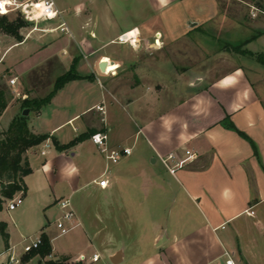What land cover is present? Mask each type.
Returning a JSON list of instances; mask_svg holds the SVG:
<instances>
[{
	"label": "crops",
	"instance_id": "1",
	"mask_svg": "<svg viewBox=\"0 0 264 264\" xmlns=\"http://www.w3.org/2000/svg\"><path fill=\"white\" fill-rule=\"evenodd\" d=\"M253 1L147 0L152 15L139 24L117 27L113 32L117 36L106 43H101L99 33L110 31L107 21L106 27L99 30L101 19L94 17L86 6H76L66 43L75 42L83 57L70 55L66 46L59 49L69 54L64 61L65 71L75 65L80 78L67 82L58 92L72 83L87 82L89 93L101 92L103 100L85 104L63 123L79 121L74 128L81 131L79 135L75 132L69 141H61L52 134L55 128L47 133V140L25 154L31 172L24 177V204L16 213L27 217L26 234L16 239L10 223L0 219V229L4 224L7 234L5 237L0 231V258L7 253L17 258L16 251L22 243L26 245L24 239L35 235H45L52 251L46 257L36 255L23 261L25 252L20 249L21 260L6 264H45L46 260L63 258L84 264H113L111 257L119 252L117 264H225L228 259L235 264H264V65L248 54L222 50L207 61L218 60L225 65L198 69L187 85L173 93L170 86L157 82L171 77L168 59L157 62L149 56L137 57L129 44L126 52L133 57L124 56L125 52L120 50L115 55L102 53L108 43L116 42L122 33L133 29L148 46L152 35L156 37L159 32L161 39L165 37L160 41L166 46L167 34L178 30L173 23L179 21L183 8L192 12L190 26L217 24V32L226 33L218 38L225 39L229 46L264 53V7L253 10V6L259 7ZM104 6L110 8L109 0H104ZM249 28L258 30V34L247 37L245 29ZM235 30L241 31L242 36L227 35ZM258 40H262L263 49H250ZM153 41L151 45L155 46ZM240 41L243 43L237 44ZM58 46L59 42L54 43L52 50ZM104 57L115 63L107 73L100 69ZM118 73L131 74L128 77L137 83L130 90L117 89ZM12 87L17 90V84ZM16 96V101L10 102L4 111L13 109V119L23 112L24 98L36 97L34 91L23 95L19 92ZM109 98L131 113L134 129L127 136L121 135L123 138L114 136L110 113L115 104L111 99L109 103ZM30 111L31 130L43 134L31 124L34 111ZM92 130L106 132L111 147H132V151L143 138L151 153L152 167L147 169L148 173L144 165L128 161L111 174V164L105 158L102 173L82 183L83 175L102 165L103 153L89 136L65 150H51L50 138L64 145ZM131 137L133 146L124 144ZM187 150L194 157L187 155ZM38 153L45 157L41 164L34 158ZM171 154L182 163L174 172L162 162ZM141 175L146 177L144 183H140ZM101 177L108 178V187L101 188L96 183ZM83 190L98 194L99 200L91 203L82 199L83 218L75 210L76 226L62 234L57 226L62 213L59 202L70 198L74 205L73 197ZM11 199L4 201L0 217ZM54 207L60 209L56 218L49 216ZM89 207L98 208L99 215L86 216ZM43 208L48 213L38 216ZM15 219L16 215L11 216L14 224ZM134 223L138 224L137 231L125 226ZM80 225L82 229L77 231ZM70 233L65 244H55ZM95 253L101 256L98 261L92 260Z\"/></svg>",
	"mask_w": 264,
	"mask_h": 264
},
{
	"label": "rangeland",
	"instance_id": "2",
	"mask_svg": "<svg viewBox=\"0 0 264 264\" xmlns=\"http://www.w3.org/2000/svg\"><path fill=\"white\" fill-rule=\"evenodd\" d=\"M55 2L57 7L63 10V16L51 21H38L36 23L27 21V25L22 28L21 31L24 36V40H26L25 44L18 43L11 36H8L2 32L0 33V89L5 91V95L9 103H14L16 101V94L19 92L23 95L27 91H34V96H36L35 98L45 97L55 88V82L57 78L66 72L64 62L66 59L65 57H67L69 54H80L77 56V58L83 57V54L80 53V50L78 49L75 42H71L70 44L68 43L67 45V35L69 34H65L60 30L52 32L50 30L60 24L62 20H65L69 26L70 20L73 18L76 12L77 5L86 6V8H88L90 11H93V14H95L94 17H96L98 20L101 19V22L98 23L99 30L106 27V21L107 24H109L107 27H109L110 31H102L99 33L102 38L101 43L109 42L111 39L115 38L118 33L113 32L117 27H121L123 24H139L143 19H146L148 16L152 15L147 0H109V9L105 8L104 0H55ZM253 2L259 6H253L252 9L255 11H259V8L264 7V0H254ZM182 11V16L180 17L179 21L173 23L175 27L174 29H178L177 31L179 32L175 31L167 34L168 37L166 38L168 39V42L166 43V46L163 41L161 43L160 40L155 42L156 47L151 45V41L154 40L155 37L153 34L151 37L150 46H148L149 44H147V42L141 39L140 43L138 44L139 46L133 49V54L137 55V57H142L143 59L149 56L151 59H155L157 62H162L165 58L166 60L168 59V61H170V79H166V81H163V79L157 80V82L170 86L173 93H177L178 90H181L185 85H187L192 80L194 74L199 71L198 69L204 68L205 70L207 68L208 70L209 68L219 67L221 64L225 65V63L218 62V60H215V62H211L210 60L207 61V59L210 57L217 55L222 50H231L237 53V51L233 50L232 47L229 46V43L225 42V39L222 40L221 38H218L219 36L226 35V33L217 32L216 29L219 28L217 24L209 23L202 24L200 26H190L189 24L194 19L191 10L189 8H183ZM20 15L24 18L23 14L18 11L12 12L8 16L10 19H15ZM156 24L158 26L160 23ZM224 29H228L227 26H225ZM133 31L138 34L136 29H133ZM245 31L247 37H253L258 34V30L251 28L245 29ZM227 35L242 36V33L241 31L236 32L235 30L227 32ZM159 36L160 34H158V37ZM115 41L116 42H110L105 47H103L102 53L110 52L115 55V53L120 50L125 52L124 56L133 57V54L126 52L128 48L127 44L118 43V37ZM56 42H59V46L56 48V50H52V46H54V43ZM241 42L243 43V41H240L237 42V44H241ZM156 43H158L160 46H158ZM233 44L235 45V43ZM94 45L96 44L94 43ZM62 46H66L68 48L69 54L65 53L64 50L59 49ZM262 46V40H258V42L254 43L250 49L254 51L261 50L263 49ZM241 48L243 49L242 46ZM256 52L261 53V51ZM251 58L255 59L254 57ZM115 68H118V66H115ZM118 76L119 77L115 80V83L118 87L117 89L122 88L123 90H130V86H133L137 83L136 79L128 77L131 76V74H124L123 76L121 73H118ZM11 78H17L16 91H14V88L10 86L9 80ZM103 79L104 78H102V83H104ZM86 83L87 82L79 81L68 85L64 91H57L50 104L44 106L41 109L39 115H37L36 111L32 112L31 124L34 126L36 131L43 134H49V132L56 128V131H54L52 134L58 137L61 141H69L71 138H73L75 132H77V135H79L81 131L74 130L75 126H79V121L69 125L63 123L73 114L80 112L85 104H89L93 100H103V95L101 92L97 94L95 91V93L90 94ZM95 83L96 89L100 91V86L97 83V80H95ZM108 97L110 96L108 95ZM110 99L113 101L112 98H109V103L111 102ZM113 103L115 106L113 111L110 113V122L115 126L113 131L114 136H127V134L132 132L134 129L130 118L131 113H129V110L120 108V106L116 104L115 101H113ZM12 119L13 109H8L0 117V137L2 130L9 128ZM59 125L61 126L58 127ZM120 126L122 127L120 128ZM95 133L97 132L92 130L87 134V136L91 138V136ZM50 139L51 150H56V146L52 140V137ZM124 144L133 146V138L131 137L128 141L124 142ZM150 154L151 153L148 148L144 146L143 138H140L139 141H137V143L133 146L132 155L123 158L118 164L110 163L111 174H114L116 168L128 161L139 163L142 167L144 165L146 172L148 173L147 169L152 167L149 163ZM102 156L100 155V157L103 159L100 160L103 161L102 165L92 169L91 171H88L85 175H83L82 183L88 182L102 173V166L105 164V157L103 154ZM34 158L40 164L45 159V157L40 153H38ZM158 165L160 166V162ZM82 166L83 165L81 164V167ZM139 179L140 183H144L143 181H145L146 177L141 175ZM20 193L21 192H17L13 197ZM82 199H86L91 203H97L99 200V195L91 194L89 191L84 193L83 190L76 193V195L73 197V206L78 214H80V216L82 215L83 218L84 209L82 207L83 204L81 203ZM8 203L9 200L4 206V211L1 214L0 219L10 223L13 237L20 239L22 233L26 234L25 224L28 223V221L25 214L18 216L16 211L23 206L24 198L23 203L14 210L7 209ZM46 210L47 209L43 208L38 216L44 217V214L48 213ZM86 210H88L86 216L94 217L99 215V209L96 207H89ZM13 215H16V224L11 221V216L13 218ZM59 215L60 209L58 207L52 208L49 212V216H53V218H56ZM22 223L24 228L21 226ZM82 226L80 225L76 230H81ZM125 226L128 229H133L134 231L138 230L137 223L132 225L126 224ZM69 235H71V233L55 241V244H65ZM37 237L39 236L35 235L31 239H36ZM27 243H30V240ZM24 246L25 244L22 243L20 248L22 252ZM20 249L16 251V256L19 260H21V254L19 253ZM10 256L11 254H4L0 258V262L5 264L9 263ZM31 264H33V262ZM99 264H103V262Z\"/></svg>",
	"mask_w": 264,
	"mask_h": 264
},
{
	"label": "trees",
	"instance_id": "3",
	"mask_svg": "<svg viewBox=\"0 0 264 264\" xmlns=\"http://www.w3.org/2000/svg\"><path fill=\"white\" fill-rule=\"evenodd\" d=\"M27 25V21L20 15L15 19H10L8 15L0 16V33L11 36L20 43L24 40L22 28ZM233 50L248 54L255 58V60L264 65V53H253L248 49H242L241 46L232 47ZM80 75L75 70V65H72L70 70L57 78L55 88L48 95L41 98L26 97L22 100L23 110L29 108L30 110L39 112L46 106L54 95L59 91L67 82L79 79ZM9 105L6 98L5 91L0 89V116ZM0 137V211L3 209V203L7 199L13 198L17 192H21L22 196L26 193L27 186L24 177L31 172L29 163L25 158V154L41 145L50 136L47 134H37L33 132L29 126V115H23V112L16 116L8 129L1 132ZM87 134H81L68 144L61 145L55 138L54 144L58 149L65 150L69 146L82 141ZM1 233L6 237L4 224L1 225ZM42 244L29 252H26L23 261L40 255L41 257L48 256L51 251V245L45 235L41 236ZM45 264H84L82 262H73L68 259H49Z\"/></svg>",
	"mask_w": 264,
	"mask_h": 264
},
{
	"label": "built area",
	"instance_id": "4",
	"mask_svg": "<svg viewBox=\"0 0 264 264\" xmlns=\"http://www.w3.org/2000/svg\"><path fill=\"white\" fill-rule=\"evenodd\" d=\"M21 12L24 16V19L28 22H38V21H51L56 18L62 17V12L58 9L55 0H0V16L9 15L12 12ZM51 31H58L65 34H71L70 28L65 20H62L55 28L50 29ZM129 32V31H128ZM128 32L122 33L118 37V42L123 44H129L134 48H137L140 43L138 36L129 37L126 35ZM159 32L154 38L155 42H158L161 39V34L158 37ZM156 46V45H155ZM159 48V47H157ZM11 86H15L17 83V78H11L9 80ZM103 109V108H101ZM92 142L98 147L99 151L103 153L105 158L109 163L118 164L124 157H127L132 154V147L126 146H115L111 147L109 143V135L106 132H97L91 136ZM49 146V142L46 144ZM45 154V152H43ZM187 155L194 157V154L191 150L186 151ZM162 162L171 172H174L175 169L182 166L181 161L174 155L171 154L168 157L162 158ZM96 183L101 188H106L109 185V180L106 177H101L96 181ZM23 203L22 194L16 195L8 203V209L14 210ZM62 213L60 218L57 221V226L60 229L62 234L69 232L73 227H75V221L77 218L75 209L72 205L71 199H62L59 202ZM30 240V243H27ZM24 242V252H29L32 249L38 248L42 244L41 236L36 239L25 238ZM101 258L100 254L95 253L92 256L93 261H98ZM10 262H18V259L14 256H10ZM225 264H235L233 260L228 259Z\"/></svg>",
	"mask_w": 264,
	"mask_h": 264
},
{
	"label": "bare ground",
	"instance_id": "5",
	"mask_svg": "<svg viewBox=\"0 0 264 264\" xmlns=\"http://www.w3.org/2000/svg\"><path fill=\"white\" fill-rule=\"evenodd\" d=\"M127 36H129V37H136V36H138V34L135 32V31H133V30H130L129 32H128V34L126 35V37ZM156 44H158V43H156ZM158 46H160L159 44H158ZM102 63H104V69H105V72L107 73L108 71H109V69L115 64L114 62H112L109 58H107V57H104L103 58V60H102Z\"/></svg>",
	"mask_w": 264,
	"mask_h": 264
},
{
	"label": "water",
	"instance_id": "6",
	"mask_svg": "<svg viewBox=\"0 0 264 264\" xmlns=\"http://www.w3.org/2000/svg\"><path fill=\"white\" fill-rule=\"evenodd\" d=\"M100 69H101V71L105 72L104 63H102V62L100 63ZM29 112H30V109L26 108L23 110V115H29ZM120 258H121V253L119 252L116 255H114L113 257H111V261L113 264H117V263H119Z\"/></svg>",
	"mask_w": 264,
	"mask_h": 264
}]
</instances>
